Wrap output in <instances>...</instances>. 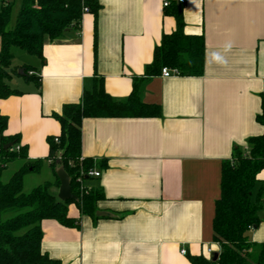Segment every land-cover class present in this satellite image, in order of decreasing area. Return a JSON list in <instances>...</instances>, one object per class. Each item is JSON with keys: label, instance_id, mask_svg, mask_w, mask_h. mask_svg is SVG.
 <instances>
[{"label": "crops", "instance_id": "0c3cea01", "mask_svg": "<svg viewBox=\"0 0 264 264\" xmlns=\"http://www.w3.org/2000/svg\"><path fill=\"white\" fill-rule=\"evenodd\" d=\"M98 2L96 15L82 11L78 30L46 40L41 59L14 63L11 50L12 66L31 67L38 80L13 76L20 93L0 99L4 133L17 135L27 159L41 161L36 172L49 171L53 181L48 139L60 132L53 114L78 102L95 79L120 101L140 81L141 101L159 105L160 115L82 119L81 156L107 165L93 168L100 176H86L83 185L102 190L97 209L108 215L93 220L70 203L67 215L78 226L42 220L41 249L61 264H190L189 256L208 257L218 250L212 220L222 162L264 130L255 120L264 96V0H185L184 32L204 38L203 73L169 77H143L154 47L175 29L162 0ZM256 178L264 190V168ZM258 217L247 231L256 243L264 241V205Z\"/></svg>", "mask_w": 264, "mask_h": 264}, {"label": "trees", "instance_id": "16d2710c", "mask_svg": "<svg viewBox=\"0 0 264 264\" xmlns=\"http://www.w3.org/2000/svg\"><path fill=\"white\" fill-rule=\"evenodd\" d=\"M14 0L0 5V99L19 94L11 80L20 75L37 81L29 73L31 67L12 66V48H19L41 59L46 40L60 39L70 29H79L83 7L96 15L98 0H20V6L11 23ZM165 14L175 20V29L164 33L154 47L150 64L143 77L159 75L162 67L176 69L178 75L200 76L204 68L205 44L202 34L184 32L182 4L171 0L164 7ZM140 81H134L124 101L112 98L104 89L102 78H97L90 89H84L75 103L63 104L60 113H54L60 124L58 135L48 139L47 159L55 175L61 166L70 178L71 193L76 200L61 201L52 187L58 178L44 181L28 191L23 190V179L28 172L37 171L41 161H29L25 146L19 145L17 135H6L7 117L0 113V264H61L41 249V221L54 219L61 225L77 227L78 220L67 215V206L74 203L80 214L93 220L100 216L97 203L105 199L100 188L87 189L83 185L85 173L92 168L103 169L105 163L94 164L81 156V122L83 118L153 117L160 115L157 104L143 103L139 96ZM256 122L264 128V96ZM56 137L58 142L53 139ZM12 146L3 148L6 143ZM19 145L18 150L15 149ZM18 160V168L2 180L8 164ZM264 168V130L247 140V148L234 147L230 159L222 162L220 195L214 203L212 241L218 245L215 260L212 255L189 256L190 264H264V241H250L247 231L259 223L258 212L263 207L264 190L257 173ZM81 179L79 182L78 179Z\"/></svg>", "mask_w": 264, "mask_h": 264}, {"label": "rangeland", "instance_id": "374dc122", "mask_svg": "<svg viewBox=\"0 0 264 264\" xmlns=\"http://www.w3.org/2000/svg\"><path fill=\"white\" fill-rule=\"evenodd\" d=\"M20 6V0H14V5L12 8V16H11V23H13L15 16L18 12ZM13 49V48H12ZM15 56L13 59V62H25L28 59H33V56H30V54L26 53L25 51L19 49V48H14L13 49ZM19 87L21 88V83L18 82ZM16 87V86H15ZM19 161L15 160L12 161L8 164L6 170L3 173L2 180H7V178L18 168L19 166ZM51 178V174L49 171L47 172H28L23 179V190L28 191L32 187L41 184L45 180H49Z\"/></svg>", "mask_w": 264, "mask_h": 264}, {"label": "water", "instance_id": "95a60500", "mask_svg": "<svg viewBox=\"0 0 264 264\" xmlns=\"http://www.w3.org/2000/svg\"><path fill=\"white\" fill-rule=\"evenodd\" d=\"M18 73L21 75L22 69H18ZM12 82H14V81H12ZM12 144H13L12 142L6 143L3 145V148L7 149L10 146H12ZM54 171H55V175L59 181L58 191L56 194L57 198L61 201H65V200H73L74 201V200H76V196L71 193L70 178L67 175V173L63 170V168L61 166H57ZM263 205H264V201H263ZM96 214L99 216L108 215V213L102 212V211H97ZM217 255H218L217 251L213 252L212 259L215 260L217 258Z\"/></svg>", "mask_w": 264, "mask_h": 264}, {"label": "built area", "instance_id": "2783aa9c", "mask_svg": "<svg viewBox=\"0 0 264 264\" xmlns=\"http://www.w3.org/2000/svg\"><path fill=\"white\" fill-rule=\"evenodd\" d=\"M171 0H162V5L163 7H166L169 5ZM177 3H181L183 4L185 2V0H175ZM11 2V0H0V5H6V4H9ZM88 11V8L87 7H83V12H87ZM160 75L163 76V77H169V76H172V75H178V71L176 69H170V68H167V67H162L161 68V71H160ZM55 142H58V139L56 137H54L53 139ZM19 148V145H16L15 149L18 150ZM51 160L48 159V162H50ZM100 173L101 171L98 170V169H89L86 173H85V176H94V177H98L100 176ZM79 182H81V179L79 178L78 179ZM182 253H185V250L182 249L181 250ZM207 252L209 254L212 253V250L210 248H207Z\"/></svg>", "mask_w": 264, "mask_h": 264}]
</instances>
